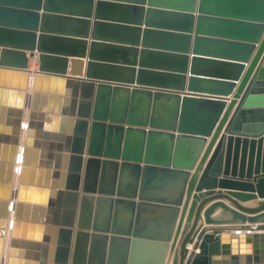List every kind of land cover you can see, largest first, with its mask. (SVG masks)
I'll return each instance as SVG.
<instances>
[{"label": "water", "instance_id": "1", "mask_svg": "<svg viewBox=\"0 0 264 264\" xmlns=\"http://www.w3.org/2000/svg\"><path fill=\"white\" fill-rule=\"evenodd\" d=\"M0 53V264L14 195L7 264H264V0H0Z\"/></svg>", "mask_w": 264, "mask_h": 264}, {"label": "crops", "instance_id": "2", "mask_svg": "<svg viewBox=\"0 0 264 264\" xmlns=\"http://www.w3.org/2000/svg\"><path fill=\"white\" fill-rule=\"evenodd\" d=\"M121 54V53H118ZM0 57H1V53H0ZM85 61H87V58H85ZM28 69H30V75L33 76L34 75V70L37 69L38 67V61L34 60L33 57H30V64H29ZM5 67H0V80H8V81H13V82H21L23 81V76H22V69L20 68H14V67H6V69H10L13 71H8V70H4ZM86 69V63H84V66H82V64L78 63V62H73L70 61L69 65H68V72H71L73 70L76 71H84L85 72ZM33 70V71H31ZM21 73V74H20ZM4 88V87H3ZM32 86L28 89V93H32ZM232 97V96H229ZM239 99V98H238ZM237 105V104H236ZM236 107V106H235ZM26 112L24 114V116L22 117V125L19 126L15 120L16 118L14 116H12L11 118L8 117V115H4V120L1 122L0 121V174L4 173V171L6 170V163H10L7 160H4L5 157H7V155L10 154V152L13 150L14 147L19 146L20 147V152L21 155L23 152V149H25V147L27 146L28 148V152L30 154V161L33 162V160L35 159V153L37 152V157H38V161H41V152H48V147L47 144L48 143L45 139H44V130L42 129V137H39V133H38V127H30V125L28 124V120H29V116H28V106L25 108ZM235 109V108H234ZM234 110H232L233 113ZM17 139V140H16ZM46 145V146H45ZM216 145V144H215ZM22 158V157H21ZM43 159V158H42ZM47 159V158H46ZM22 163H24L22 161V159L17 162L16 164V169H15V173H14V189H17L18 184H19V177L21 174V167H22ZM40 163V162H39ZM44 168V167H43ZM194 172V171H192ZM100 180V179H99ZM0 182L2 183H6V180L0 179ZM82 183H83V179H82ZM81 183V185H82ZM217 190H223L226 191L225 188L221 189V188H216ZM1 190V189H0ZM207 189L204 188L202 190V192H205ZM82 192V191H81ZM186 199V195L184 197V201ZM2 199L0 198V211L3 210V203H2ZM11 201V209H10V215L7 217L8 218V224L6 225L5 228V234H4V248H3V252H2V256H3V264H7L8 258L10 256H13L14 258H19L18 255H13L12 252V241L13 239V235H12V230H13V225H12V215L14 213V204L17 201V197L16 195L13 196V198L10 200ZM217 201H225L226 203L232 205V203L227 200V199H215L212 200L210 202H208L207 204H205L204 209H206L209 205H211L214 202ZM260 201H264V198H257V199H253V200H248V201H243L242 203H244L247 206L250 207H256L257 205H259ZM193 202V198L190 201V205ZM95 206V205H94ZM182 207V206H181ZM105 208V206H104ZM264 211V210H263ZM123 212L125 211H120L119 216L123 217ZM261 213V212H260ZM256 215V214H253ZM213 217H220V216H226L228 217L229 214L225 213L224 210L220 207L216 208V210L213 212L212 214ZM78 217L79 215H77V221H78ZM201 221H203V219H201ZM207 224H205L206 226ZM219 225H233V224H219ZM76 232H77V227H75V233H74V240L76 237ZM74 240H73V245H72V250L74 248ZM20 243H26V247L22 248L24 251L25 256L22 257L24 260H27V262L30 264L32 261H34L35 259L33 258L32 254H33V250L32 247H29L30 244H34L33 241L31 240H20ZM190 250L193 248V244H188ZM19 247H16V249H18ZM15 249H13L14 251ZM171 256L168 259V263L171 262L170 261ZM70 264H72L70 262Z\"/></svg>", "mask_w": 264, "mask_h": 264}]
</instances>
